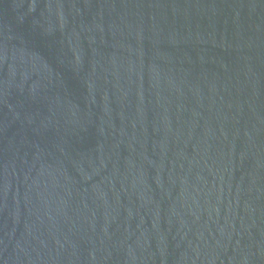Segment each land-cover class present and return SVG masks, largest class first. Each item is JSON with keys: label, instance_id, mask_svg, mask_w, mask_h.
<instances>
[{"label": "water", "instance_id": "water-1", "mask_svg": "<svg viewBox=\"0 0 264 264\" xmlns=\"http://www.w3.org/2000/svg\"><path fill=\"white\" fill-rule=\"evenodd\" d=\"M0 264H264V0H0Z\"/></svg>", "mask_w": 264, "mask_h": 264}]
</instances>
